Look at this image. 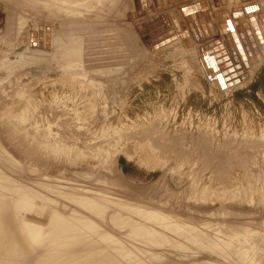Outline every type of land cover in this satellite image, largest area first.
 <instances>
[{
    "label": "rangeland",
    "instance_id": "1",
    "mask_svg": "<svg viewBox=\"0 0 264 264\" xmlns=\"http://www.w3.org/2000/svg\"><path fill=\"white\" fill-rule=\"evenodd\" d=\"M28 1L0 0V217L10 219L3 223L0 260L42 258H30L11 221L23 186L45 188L48 198L51 188L85 196L97 207L96 201L106 204L107 218L139 225L164 219L178 233L166 234L173 246L162 262L240 264L216 252L224 242L251 248V264H264V111L244 97L264 69V30L250 28L254 42L243 36L253 63L244 68L243 82L225 90L206 77L196 53L186 51L188 43L151 47L140 33L147 29L140 26L143 18L130 17L136 15L133 0H48L39 9ZM193 2H209L213 20L262 4ZM168 12L178 17L174 9ZM221 18L246 33L242 15ZM94 49L104 53L92 54ZM257 96L264 104V94ZM123 165L136 174L125 173ZM62 202L58 212L69 214L74 205L63 210ZM46 206L39 213L33 206L25 219L47 224L54 206ZM186 224L201 230V244L185 240ZM107 228L120 237L130 231Z\"/></svg>",
    "mask_w": 264,
    "mask_h": 264
},
{
    "label": "bare ground",
    "instance_id": "2",
    "mask_svg": "<svg viewBox=\"0 0 264 264\" xmlns=\"http://www.w3.org/2000/svg\"><path fill=\"white\" fill-rule=\"evenodd\" d=\"M228 1L234 2L236 4L238 3V5L241 6H254L259 4L260 2L263 3L264 0L263 1L262 0H248V1L228 0ZM28 2L35 4V8L39 9L41 8V6L42 7L45 6L44 4L48 3V0H29ZM74 3H72L71 7H73ZM102 3L103 1H100L95 5H93L90 9L86 11L87 12L86 15L93 13L94 9L98 8V5L101 6ZM138 3L140 4L139 6L137 5ZM172 3L176 6H173V8L170 9H166ZM133 4L136 12V17L138 19L143 18L140 26L144 25V23L150 21L151 19L157 16H160L161 20H164L165 24L162 25L164 29L160 30L159 32H156L155 33L156 35L152 36L151 38H149L148 34L146 33L147 29L142 28V31H140V33L141 34L143 33L142 35L145 36L147 40L150 42L151 47L158 46L159 48L160 46L166 44L164 47L166 48L168 46L171 47V45L175 46V44L182 45L183 43H188L189 45L188 44L187 45L189 47L187 46V48L189 49L188 50L185 49V50L192 54L196 53L195 55H197L198 61H200L201 65L204 66V67L202 66L203 69L207 71L205 73L209 76V78L212 79L211 81H213L217 87H220L219 77L222 76L221 74L224 69H220L221 66L220 63L218 67L215 64V62H212L210 58L212 55L204 56V52H205L204 47L206 45L211 44L218 38L223 40L222 43H226L225 37L222 32L224 28L234 27L236 34H240L239 30H241V27H238L237 29L236 24L233 23L232 19L224 18L222 20L221 18L219 22L218 20L216 21L215 19L213 20L211 16L212 10L209 11L208 9L209 4L206 2L198 5H195L196 4L195 2L193 6L192 0H147L146 7H143L141 0H133ZM68 6H70L69 3H67V6L65 7ZM171 9L175 10L177 14L176 16H178L177 18L174 16V14L173 15L171 14V16L169 15L168 11ZM197 12H200L199 13L200 15H197ZM203 13H205V15ZM72 15L73 14L71 12L70 14H68V17H71ZM178 18L181 22V25L179 23ZM200 19L202 24L199 23ZM197 22L198 25H196ZM230 23L232 24L230 25ZM198 29L201 30L203 35L200 34ZM252 35H254L255 37L254 33H252ZM244 36H246V34H244ZM245 38L246 37H244V39ZM154 39L156 40L154 41ZM244 39L243 41H245ZM67 41L65 43H67ZM241 44L247 54V60H243L242 58H239L240 60L239 64L241 65V70H243V74L239 76V79L241 82H243L246 79L244 74V68L248 67L249 64H252L253 62L251 61L249 53L247 52L246 47L244 46L242 41ZM261 47L263 48V46ZM95 49L92 51L93 52L92 54L104 53V51H96ZM225 49L227 50L229 49V51H231L229 52V55L232 59H233V55L237 54L236 49H230L228 46ZM82 53L83 51L78 52L77 54L79 55L76 57V59L80 58L82 56ZM257 60H255V62ZM70 62L72 61H69V63ZM235 64H238V62H235ZM250 66L252 67V65ZM59 177L57 178V180L60 179ZM45 190H46L45 188L42 189L34 188V187L23 188V186L21 187L19 186L18 187L19 192H17L18 193L17 203L14 205V207L11 208L12 210H10L12 214L10 216L12 219L11 221L15 224L17 231L20 234L22 240V241L19 240V242H21L23 246H25L28 249V254L30 258L33 259V257H36L37 255L42 256L41 261L39 262H32L31 260L26 259V261L22 262L21 264H127V263L149 264L151 262L155 264L156 263L170 264V262L168 261L162 262L164 257L163 252L166 249L173 246V243L171 242V240H169L171 238H168L166 234L178 233V232H174L175 228L170 226L164 219L157 218L152 223L141 221L139 225L135 221H131V220L129 221L123 219L120 220L118 218H115L116 216L112 215L113 213L111 214L112 216H109V218H107V214H105V211L109 210V208L106 206V204L100 206L99 205L100 203L96 201V204L99 206L97 207L91 202L84 200L83 198L85 196L83 197V195H81L82 193L80 194L78 192L73 191L74 193L82 196L83 198L78 196H72V194L71 195H68L66 193L64 194L62 192L55 191L53 190V188H51L49 189V191L52 194L48 198V195L46 194ZM14 195L16 196V194ZM4 197H2V199ZM37 200H39L38 202L41 205L36 204L38 203ZM60 200H63L62 204H63V208H65L63 210L66 209L68 210V208H70L72 204L74 205L72 206L73 208H70L71 210H69L70 211L69 214H62L61 211L60 213L58 212V209L60 208H58L57 205H58V201ZM48 204L53 205L54 208L50 209V211L52 210L51 214L49 213L50 215L47 213L48 216H50V218L49 217L47 218V220L49 219L47 224L45 221L46 225L45 224L41 225L40 222H38L39 224L32 223L33 222L32 219L31 221H27L28 219L27 220L25 219L27 217L25 216V214H27V212L30 213L31 209L34 208L33 206H37L34 208V210L36 209V211L39 213V210L44 209V206ZM62 204L60 203L61 206ZM45 208H47V206ZM62 216L63 217L66 216V219H62ZM0 219L2 218L0 217ZM9 220L10 219L7 218L0 220V248L5 239V234L7 233L5 228L3 227L4 225L3 223L5 222L7 225ZM105 223L109 226L110 225H112V227L114 226L116 230L119 229L122 230V228L123 230H125V228L129 227L130 228L129 234L120 237L113 230L109 231ZM199 231L201 230L199 229L195 230L194 226H188L186 224V227L181 231V234L188 242L189 241L198 242L197 244H201L204 237ZM238 236L239 235L233 238L234 241L239 242ZM242 241L247 246H252L254 248L257 247L255 242L253 241H244V240ZM15 242L16 244H19V242L17 241ZM234 246L235 245H233L232 243L226 244L224 242H220L219 247L216 249V252L222 255L233 256L238 262H240V264H251L250 259L247 258L251 248L249 247L245 248L243 246L245 248L243 250L240 247H239L240 249H238L235 248ZM160 247H162L163 249H160ZM157 256L159 257L157 258ZM0 264H9V262L7 261L6 263H3L0 260Z\"/></svg>",
    "mask_w": 264,
    "mask_h": 264
},
{
    "label": "water",
    "instance_id": "3",
    "mask_svg": "<svg viewBox=\"0 0 264 264\" xmlns=\"http://www.w3.org/2000/svg\"><path fill=\"white\" fill-rule=\"evenodd\" d=\"M146 1L147 0H141L143 7H146ZM137 5L139 6L140 4L138 3ZM145 9H147V8H145ZM199 13L200 12H197V15H200ZM203 14L205 15V13H203ZM258 15H260V14H258ZM130 17H131V19L133 17L136 18V15H131ZM259 17L262 20V14ZM249 22L251 24L250 23L249 24L244 23L242 25V28H244L246 30L245 34L249 38L248 41L254 42V38H253L250 27L254 28V31L256 33L259 32V30L257 29L258 26H257L255 17L254 16L249 17ZM199 23L202 24L201 19H200ZM163 24H165L164 20H161V17L157 16V17L151 19L150 21L146 22L145 26L147 27V31L152 36H155L156 32H159L160 30L164 29V27L162 26ZM196 25H198V22L196 23ZM39 29L41 30V35H42L40 37V47L44 48V39H43V34H42L43 27L40 26ZM199 32L201 35H203L201 30H199ZM222 32H223V35L225 37L226 43H222L223 40H221L220 38L216 39L214 42H212L211 44L206 45L204 47V50H205L204 56L212 55L210 57L212 62H215V64L218 67H219V63L221 64L220 69H224V70L221 74L223 77L222 76L219 77V81H220L219 84H220V87L222 89H226V88H232L241 82L239 79V76L243 74V70H241V65L239 64V62H240L239 58H242L243 60H247V54H246L245 49L243 48L239 38L237 37V34H236L234 28H224L222 30ZM243 36H244V34L242 35V37ZM36 37H37L36 33H33L31 36V42L33 43V46H35V47L37 46V41H35ZM260 38H261V36H260ZM155 40L156 39H154V41ZM260 41L263 42V39L261 38ZM226 45L230 49H236L237 54L233 55V59L229 55V50L225 49V48H227ZM247 50H249V48H247ZM249 56H252V54H250ZM235 62H238V64H235ZM206 76L209 77L207 74H206Z\"/></svg>",
    "mask_w": 264,
    "mask_h": 264
},
{
    "label": "crops",
    "instance_id": "4",
    "mask_svg": "<svg viewBox=\"0 0 264 264\" xmlns=\"http://www.w3.org/2000/svg\"><path fill=\"white\" fill-rule=\"evenodd\" d=\"M204 3V2H203ZM209 5H211L209 2H207ZM197 4H201V2H197ZM196 4V5H197ZM194 5V4H193ZM208 5V9H209V11L211 10V8H209L210 6ZM239 6V5H238ZM240 7V6H239ZM264 3H262V4H260V5H258V6H255V7H244V9H243V7H240V10L238 11L239 12V14L238 15H242L243 17H244V19H246L247 20V22H248V24L250 23L249 22V17H251V16H254L255 17V19H256V23H257V26H258V28L257 29H259V30H264ZM254 10V11H253ZM214 12V11H213ZM214 14V13H213ZM258 14H260V15H258ZM261 14H262V20L259 18V16H261ZM224 15H230V16H233V17H237L238 15H236V16H234V15H232L230 12L229 13H227V14H220L219 16H216V15H214V18L215 19H217L218 20V22L220 21V18L222 17V16H224ZM233 20V19H232ZM234 23V22H233ZM232 23H230V25H231ZM251 24V23H250ZM229 25V26H230ZM225 26H227V25H225ZM251 26V25H250ZM234 28V27H233ZM236 28H237V26H236ZM251 29H254V28H252V27H250ZM238 29V28H237ZM237 37L239 38V40H240V38H241V41H242V43L244 44V46L246 47V44H245V41H243V37H242V35L241 34H237ZM240 41V42H241ZM246 50H247V47H246ZM247 52H248V50H247ZM249 53V52H248Z\"/></svg>",
    "mask_w": 264,
    "mask_h": 264
},
{
    "label": "trees",
    "instance_id": "5",
    "mask_svg": "<svg viewBox=\"0 0 264 264\" xmlns=\"http://www.w3.org/2000/svg\"><path fill=\"white\" fill-rule=\"evenodd\" d=\"M248 91H250V93L244 97H249L251 98V100L261 109L264 111V104L261 102V100L258 98L257 94L259 92L264 94V69L255 77L254 82L250 85V87L248 88ZM246 94V93H245ZM244 94V95H245ZM242 98H238V102L242 101ZM121 164L125 162V159H120ZM123 169L125 171V173H135L136 171L132 168L129 167V165H123Z\"/></svg>",
    "mask_w": 264,
    "mask_h": 264
}]
</instances>
